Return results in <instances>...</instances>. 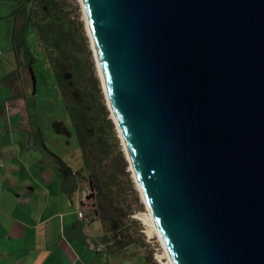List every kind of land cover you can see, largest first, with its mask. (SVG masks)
Listing matches in <instances>:
<instances>
[{
	"label": "water",
	"instance_id": "95a60500",
	"mask_svg": "<svg viewBox=\"0 0 264 264\" xmlns=\"http://www.w3.org/2000/svg\"><path fill=\"white\" fill-rule=\"evenodd\" d=\"M83 10L172 264H264V0Z\"/></svg>",
	"mask_w": 264,
	"mask_h": 264
},
{
	"label": "rangeland",
	"instance_id": "374dc122",
	"mask_svg": "<svg viewBox=\"0 0 264 264\" xmlns=\"http://www.w3.org/2000/svg\"><path fill=\"white\" fill-rule=\"evenodd\" d=\"M55 1L64 15H70L67 23L77 36V53L87 63L83 84L95 94V112L102 111L103 117L107 113V135L114 152L96 162L80 143L84 127L77 117L83 114L70 93L74 90L62 89L59 82L56 66L62 64L63 53L55 38L60 34L48 22L44 0H0V148L7 152L6 160L0 159V172L12 165L31 173L29 179L25 172L24 180L47 182L50 191L62 186L65 205L73 202L76 207L78 199L84 198L79 217L87 224L92 252L86 259L79 248L77 256L86 264H168L158 259L165 252L160 239L150 237L139 219L147 206L109 108L81 0ZM93 166L104 172V201L96 198L103 186L97 174L95 189L90 187ZM65 170L72 176L65 175ZM67 185L72 189L68 191ZM112 220L118 224L115 232L110 229Z\"/></svg>",
	"mask_w": 264,
	"mask_h": 264
},
{
	"label": "crops",
	"instance_id": "0c3cea01",
	"mask_svg": "<svg viewBox=\"0 0 264 264\" xmlns=\"http://www.w3.org/2000/svg\"><path fill=\"white\" fill-rule=\"evenodd\" d=\"M6 155L0 148V159ZM25 172L31 179L28 170L12 165L0 172V264H86L77 256L79 248L86 259L92 252L87 224L79 217L84 198L76 207L65 205L62 186L50 191L47 182L24 180Z\"/></svg>",
	"mask_w": 264,
	"mask_h": 264
},
{
	"label": "trees",
	"instance_id": "16d2710c",
	"mask_svg": "<svg viewBox=\"0 0 264 264\" xmlns=\"http://www.w3.org/2000/svg\"><path fill=\"white\" fill-rule=\"evenodd\" d=\"M43 4V7L47 12L46 17L50 16L51 18L48 22L54 23L60 34L59 37L55 38L58 49H60L63 53L62 64L56 66V68H59L57 75L59 82L62 89L64 87L66 91L74 90L70 91V93L79 102V112L81 111L80 113L83 114V117L81 115L77 117L80 121V126L82 128L84 127L82 132H80V143L82 144L83 141V148H85L86 151H91V158L94 157L92 158L93 161L95 160L98 162L100 161V158H103L104 156L110 157L114 152L112 142L109 140V136L107 135V113L106 116L103 117L102 111L99 113L95 112V94L83 84V77L85 75L87 63L84 60V57L79 56L77 53V36L71 29V25L69 27V24L67 23L70 15L67 13L64 15V12L60 7V3L55 0H44ZM32 74L34 82L36 83V77L33 72ZM82 84L84 89L82 88ZM81 90L84 92L82 93ZM103 110H106L105 106L103 107ZM109 129H112L111 125H109ZM99 167L100 166H93L91 168L89 175L90 187L92 190L95 189L96 176H94V174H97L102 179L103 186L102 188L100 187V191H98L97 194L96 191L94 193L96 194V198H99V201H104L105 187L107 183L103 177L104 172L101 171L102 169L98 170ZM64 173L65 175L72 176L69 170H65ZM103 221L106 222V220ZM110 225L112 226V228H110L111 231L115 232L118 230V224L114 220H112Z\"/></svg>",
	"mask_w": 264,
	"mask_h": 264
},
{
	"label": "bare ground",
	"instance_id": "6f19581e",
	"mask_svg": "<svg viewBox=\"0 0 264 264\" xmlns=\"http://www.w3.org/2000/svg\"><path fill=\"white\" fill-rule=\"evenodd\" d=\"M81 3H82V5H83V0H81ZM85 21H86L87 31H88V33H89V36H90V39H91V43H92V46H93V40H92V37H91L90 31H89V24H88V20H87L86 15H85ZM93 51H94V55H95V59H96V63H97V68H98V71H99V74H100V61H99V58H98V56H97V54H96V52H95V50H94V46H93ZM100 77H101V74H100ZM101 80H102L103 88H104V91H105V93H106V97H107V100H108L109 108H110V110H111V112H112L113 120L115 121V123H117V122H116L115 115H114V113H113V111H112V108H111V104H110V101H109V98H108V95H107V92H106L105 84H104V81H103L102 77H101ZM117 127H118V126H117ZM118 131H119V129H118ZM119 133H120V131H119ZM120 136H121V133H120ZM121 139H122V141H123V144H124V147H125L126 156H127L128 161H129L130 164H131V169H132V171H133V173H134V177H135V180H136L137 186H138V188H139V190H140V193H141V196H142L143 202H144L145 205L147 206V207H146V208H147V213H145V214H140V215H139V219H140V220L144 223V225L147 227V234H148L150 237H155V236H157V237L160 239V241H161V243H162V245H163V247H164V251H165V252H164L163 255L158 256V259L161 260L162 262H164V260L166 259V260H168V264H172V261H171L170 255H169V253H168V251H167V248H166V246H165L164 240H163L161 234L159 233L158 229H157L156 226H155V223H154V221H153L152 214L150 213V210H149L148 204H147L146 200L144 199V196H143L142 190H141V188H140V186H139V183H138V180H137V177H136L135 171H134V167H133V164H132L131 159H130V155H129V151H128L127 145H126V143L124 142L122 136H121Z\"/></svg>",
	"mask_w": 264,
	"mask_h": 264
}]
</instances>
